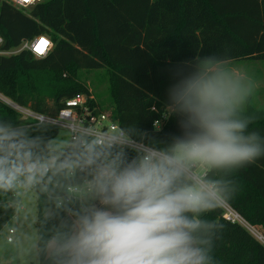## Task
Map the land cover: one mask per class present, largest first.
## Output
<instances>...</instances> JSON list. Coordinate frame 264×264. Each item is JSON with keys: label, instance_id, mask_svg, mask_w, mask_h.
Returning a JSON list of instances; mask_svg holds the SVG:
<instances>
[{"label": "trees", "instance_id": "obj_1", "mask_svg": "<svg viewBox=\"0 0 264 264\" xmlns=\"http://www.w3.org/2000/svg\"><path fill=\"white\" fill-rule=\"evenodd\" d=\"M41 35L53 42L44 57L29 51L0 55L2 94L36 113L55 116L66 100L88 93L81 84L82 72L103 70L108 88L97 97L99 102L92 98L90 104L108 112L131 137L160 150L179 133V117L166 95L178 68L192 70L209 57L230 64L264 62V0H41L28 8L0 0L2 49ZM48 72L58 79L63 73L72 81L75 77L77 88L54 84L45 95L38 90L37 79ZM239 115L251 121L248 131L258 132L264 142V108L248 103ZM20 116L0 100V125L37 140V151L48 155L58 128L25 126ZM159 121L162 124L156 128ZM82 150L53 154L60 160L76 159ZM120 150L130 158L139 155L132 149L113 148ZM49 176L47 186L36 189L39 264H57L47 242L61 224L72 220L64 208L55 206L53 196L79 182L83 174ZM206 179L224 181L223 201L264 236V157L238 169H213ZM20 202L13 191H0V231ZM223 213L220 206L199 215L216 225L203 233L211 240L212 264H264V244Z\"/></svg>", "mask_w": 264, "mask_h": 264}, {"label": "clouds", "instance_id": "obj_2", "mask_svg": "<svg viewBox=\"0 0 264 264\" xmlns=\"http://www.w3.org/2000/svg\"><path fill=\"white\" fill-rule=\"evenodd\" d=\"M251 91L234 69L211 57L192 70L178 68L166 95L179 133L167 148L131 158L97 138L83 142L76 159L60 160L51 146L44 155L37 140L0 125V191L45 184L50 173L90 170L91 178L72 189L83 203L66 209L71 223L47 242L57 264H212L203 233L216 225L199 215L220 207L225 182L207 174L264 157L260 134L249 132L251 121L239 115Z\"/></svg>", "mask_w": 264, "mask_h": 264}, {"label": "built area", "instance_id": "obj_3", "mask_svg": "<svg viewBox=\"0 0 264 264\" xmlns=\"http://www.w3.org/2000/svg\"><path fill=\"white\" fill-rule=\"evenodd\" d=\"M7 1L18 8H28L41 0H29L27 3L24 2V0ZM41 38L49 42V45L43 54H39L34 51L36 44ZM2 44L3 39L0 36V55H13L21 51H29L38 58L46 56L53 47L52 40L46 35L37 36L31 40H24L18 46L11 49H2ZM0 99L4 101L9 107L20 113L22 119L28 121L26 126L50 125L57 128L64 127L69 130L71 137L66 150L82 147L83 142H91L97 138L104 139L106 141H112L113 148L117 147L120 149H132L137 151L139 154H142L149 149H155L143 141L137 140L128 135L127 132L111 118L108 112L102 111L96 106H92L89 102L92 98L87 96L85 93H77L72 98L66 100L65 106L61 108L55 116L36 113L27 107L19 105L15 101L3 96L2 94H0ZM157 124L158 122H155L154 125L157 126ZM78 173L83 174L79 182L68 185L61 195L56 197L53 196L56 207H58L59 204L60 206L58 208H64L65 210H76L81 206V203H83L79 197V194L72 191V189L78 186H83L85 182L91 178L90 170L87 168H77L73 173L67 174V176L74 177ZM39 186L46 187L47 180L45 181V184L37 185L33 187V189L35 190ZM22 191L23 189L13 192V196H19ZM220 206L224 209L223 217L226 220L240 223L253 234L256 233L253 226L246 222L242 216H240L224 201ZM66 214L71 219H73L67 210ZM255 235L260 239L261 242H264V236L262 234L260 236L257 234Z\"/></svg>", "mask_w": 264, "mask_h": 264}, {"label": "rangeland", "instance_id": "obj_4", "mask_svg": "<svg viewBox=\"0 0 264 264\" xmlns=\"http://www.w3.org/2000/svg\"><path fill=\"white\" fill-rule=\"evenodd\" d=\"M228 67L234 69L238 74H244L246 77H241L244 83L251 88L252 96L248 103L252 104L255 108H260L262 98H259L255 91H258L262 81L260 80V74L264 75V62L250 61L239 63H225ZM103 70H93L91 72H82L83 87L88 91L87 96H90L96 102L97 97L102 95L108 88L104 78ZM249 74V75H247ZM3 76L7 74H2ZM40 85L38 90H42L45 95H48L54 84H58V87H68L74 85L77 88L78 81L76 78L71 80V76L67 73L61 74V78H57L53 72L41 73L38 76ZM57 80V81H56ZM61 82V83H60ZM258 93V92H256ZM0 94H2L0 92ZM4 94V93H3ZM2 94V95H3ZM9 97L7 95H3ZM10 98V97H9ZM1 100V99H0ZM260 100V103H259ZM2 101V100H1ZM49 101V100H48ZM51 101H49V104ZM52 104V103H51ZM50 104V105H51ZM104 107V105H103ZM244 107V106H243ZM100 108H102L100 106ZM20 121L25 126L28 121L22 119ZM162 122H158L157 127L161 126ZM71 134L69 130L64 127H58L56 136L51 140V148L55 149L56 153H61L66 150L70 142ZM37 191L33 188L23 190L20 197V204L17 207L16 214L7 222V224L0 231V263L1 264H39L38 261V232H37ZM254 228V227H253ZM258 236L261 235L259 231L254 228ZM251 234H253L251 232ZM253 234L257 239H259ZM10 239V240H9ZM260 240V239H259ZM264 241V240H263ZM264 244V242H262Z\"/></svg>", "mask_w": 264, "mask_h": 264}, {"label": "crops", "instance_id": "obj_5", "mask_svg": "<svg viewBox=\"0 0 264 264\" xmlns=\"http://www.w3.org/2000/svg\"><path fill=\"white\" fill-rule=\"evenodd\" d=\"M239 75H240V74H239ZM247 75H249V74H247ZM240 76H241V77H246V78H247V76H245L244 74H241ZM260 80L262 81V83L260 84V86H259V88H258L259 90H258V91H255V94H256L259 98H262L261 105L258 104V106L264 108V75H263V73L260 74ZM249 88H250V87H249ZM256 92H258V93H256ZM252 93H253V92H251L250 97L247 98V100H246L244 106H247L248 102H249L250 99H251ZM259 103H260V100H259Z\"/></svg>", "mask_w": 264, "mask_h": 264}, {"label": "snow or ice", "instance_id": "obj_6", "mask_svg": "<svg viewBox=\"0 0 264 264\" xmlns=\"http://www.w3.org/2000/svg\"><path fill=\"white\" fill-rule=\"evenodd\" d=\"M24 2H29V0H24ZM49 45V42L43 38H41L38 43L36 44L34 51H36L39 54H43L45 50L47 49Z\"/></svg>", "mask_w": 264, "mask_h": 264}]
</instances>
